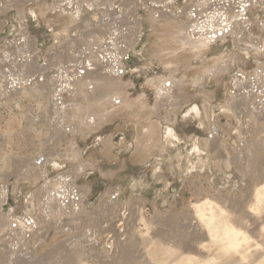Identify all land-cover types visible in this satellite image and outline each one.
<instances>
[{"label":"rangeland","instance_id":"rangeland-1","mask_svg":"<svg viewBox=\"0 0 264 264\" xmlns=\"http://www.w3.org/2000/svg\"><path fill=\"white\" fill-rule=\"evenodd\" d=\"M94 7L100 22L69 42L67 15ZM185 8L189 31L222 27L224 38L179 47L182 27L158 15ZM238 21L257 46L241 45ZM117 46L120 81L101 66ZM221 60L227 70L214 72ZM50 77L58 82L43 83ZM158 80L175 82L177 98L156 109ZM242 92L254 97L237 103L239 118L228 104ZM212 131L223 133L235 180L206 145ZM256 172L264 174V0H0V264H154L143 241L181 245L193 202L227 208L255 190ZM254 204V214L264 208V191Z\"/></svg>","mask_w":264,"mask_h":264},{"label":"bare ground","instance_id":"bare-ground-1","mask_svg":"<svg viewBox=\"0 0 264 264\" xmlns=\"http://www.w3.org/2000/svg\"><path fill=\"white\" fill-rule=\"evenodd\" d=\"M148 1L149 0H141L142 3H148ZM230 8H232V6H230ZM200 9L201 7L199 8V11ZM84 10L80 15H78L77 19L71 16L73 15L72 13L67 15L69 16V18H71V24L66 29V32L68 34L65 37L69 42L77 41V39L79 38L78 35L82 34V29L85 30L88 29L89 26L97 25L101 20L102 13L99 10L97 11L95 7L93 9H88V11ZM155 11L158 12L157 9H154V12ZM65 12H68V10ZM92 12L96 13L92 14ZM113 15L115 14L110 13V16ZM158 18L166 21L172 20L180 27H182L181 29L177 30V37L175 39V42L183 50L187 48L193 51L199 50L209 41L215 40L220 37L224 38V31L222 27H217L215 29H212L210 32H207L206 29H201L197 26L196 31H189L186 25L195 20L194 18L187 16L186 8L184 9V11L177 15H173L170 11L160 10ZM209 19L210 16L208 17V20ZM131 24L132 26H135L136 22L134 21ZM235 24V30H237V33H239L240 35V37H238L237 39L239 42H241V45L248 44L251 46H257V40L252 37L249 32L243 30L240 21L235 22ZM219 30H221L220 35L217 34ZM71 33H74V36H72ZM120 51L121 47L117 46L114 53L111 52V54H109V59L106 61L102 60L101 62L102 68L107 70L106 76L117 81H120L121 79V77H119L120 75L115 74V69L118 66V61H116V58L117 55H119ZM227 62L228 61L222 60L218 61L214 66V70H212L214 72H222L227 70ZM59 77L61 76L59 75ZM82 78L84 77H81L78 80H83ZM199 79L201 80V77ZM51 81L56 83V81L58 82V79H52V77H50V79L48 80L46 78H43V83L51 85ZM36 82L37 83H32L31 85L33 87L40 86L42 88V82ZM174 86H176L175 82H172L169 87H165L162 84V80L157 81V99L155 105L156 109L160 107L161 101H165L167 102V104L176 102L177 97L175 91L177 90L174 89ZM236 86L239 89L243 88V81H237ZM93 89H95L94 86ZM86 96L87 98H91L92 93ZM253 97L254 93L252 92H242L234 95L229 100L228 105L232 110H236V105L240 100L249 101ZM204 109L207 110V106H205ZM236 112L239 116L240 112L237 110ZM248 112H250V114L243 113V116H251L253 119H258L260 115L258 112H252L249 110ZM84 117L85 119H87V115ZM98 121H100V117L96 119L93 118L91 122L87 121L86 124L87 126H90L91 124H95ZM58 126L56 127V131H58L60 133V136L62 137L66 133L62 130L61 125L59 127ZM245 132L246 128H243L242 134H245ZM212 134V137L206 140V145L212 152L213 159L217 166L221 167L224 170L226 176L235 180L237 178V175L233 171V156L223 143V133L219 131L213 133L212 131ZM242 148L243 146L241 147V150ZM138 154L140 155V153ZM138 154L135 153L134 156H139ZM46 157L47 155L44 158V163H46L45 161H47ZM14 162L15 158L9 160V168ZM39 166H37L36 171L39 170ZM253 177L255 180L254 182L256 183L255 190L252 193L246 192L244 196L233 200L231 203H228L227 208L223 206L221 202L204 197H201L198 202H193L191 204V208L192 210H194L196 216L185 215L183 217L184 224H187V227L191 228V236L186 238V240L182 242L181 245H178L176 247L163 246L161 239H158V242H156V244L154 245H150L149 241H143L145 248L148 249V257L153 261L154 264H264V208H261L262 210L259 209V211L254 214L256 211V204H254V201H256L258 197L261 198L263 196L264 174L261 172L257 174L256 172V174L254 173ZM60 184L62 186V183ZM198 192L199 187H197L196 193ZM34 210L32 209L33 212H35ZM0 222H3L2 216H0ZM246 233L248 234V236L246 235ZM170 234L172 235V233ZM250 238L256 240L254 244L253 242L250 243ZM105 252L106 250L104 251V253ZM105 254H109V252L107 251V253Z\"/></svg>","mask_w":264,"mask_h":264}]
</instances>
